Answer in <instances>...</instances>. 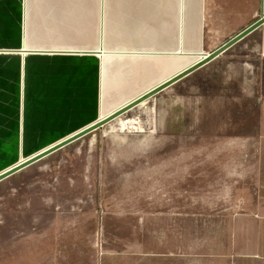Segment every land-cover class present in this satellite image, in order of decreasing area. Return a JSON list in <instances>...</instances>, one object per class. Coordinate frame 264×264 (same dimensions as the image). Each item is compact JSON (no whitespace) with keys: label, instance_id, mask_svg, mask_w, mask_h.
<instances>
[{"label":"rangeland","instance_id":"1","mask_svg":"<svg viewBox=\"0 0 264 264\" xmlns=\"http://www.w3.org/2000/svg\"><path fill=\"white\" fill-rule=\"evenodd\" d=\"M179 1L27 0L34 20L27 23L24 42L32 48L61 50L52 52H87L97 50L99 44L105 51L109 47L113 51L120 45H131L142 46L143 51L169 52H116L126 56L114 57V63H136V58L130 55L142 54L137 63L142 64L143 72L106 88L100 107L106 112L105 103L116 102L117 96L133 97L147 87H154L163 78L170 55L175 54L173 59H180L181 63L192 64L199 60V53H208L230 37L212 34L206 25L208 33L204 34L202 45L192 35L190 45L186 44L184 51L178 49V37L174 36L172 44L167 23L169 27L174 23L177 33L182 6ZM6 7L0 1V51L20 42L17 30L8 29ZM262 14L264 5L258 18ZM19 17L14 18L16 26H20ZM212 25L217 29L220 26ZM141 29L161 35L158 38L142 35L140 40ZM254 46L255 40L247 36L208 69H199L134 108L122 118L130 120L125 131H119L112 121L1 181L0 251H6L11 243L28 239L33 250L30 263L37 264L40 230L44 231L45 226L54 229L55 224L62 226L70 221L77 234L71 247L59 242L62 251L90 256L91 244L95 243L96 250L101 251L102 245L117 256L124 242L133 244L136 221L151 210L144 204L136 205L137 194L142 193L139 196L142 199L150 200L151 195L160 198L158 195L167 193L166 189L184 184L192 199L207 198L204 189L214 175L206 174L205 167L209 164L205 161L216 155L238 154L236 148L227 146L237 132L215 130L225 120L221 114L215 115L216 103H221L216 98L232 94L229 92L232 79L223 72L226 67L230 71L233 63L254 60ZM184 52H191V60L182 59ZM224 80L226 84H222ZM17 140L16 133L14 136L0 131V171L41 149L19 147ZM129 264H133V259Z\"/></svg>","mask_w":264,"mask_h":264},{"label":"crops","instance_id":"2","mask_svg":"<svg viewBox=\"0 0 264 264\" xmlns=\"http://www.w3.org/2000/svg\"><path fill=\"white\" fill-rule=\"evenodd\" d=\"M0 1L7 4L8 29H16L20 35L17 45L0 51V131L14 136L16 133L19 147L45 149L149 90L151 86L133 97L115 96L116 102L105 103L106 112L100 110L106 88L121 84L122 78L125 83L143 72L142 64L137 63L142 54L130 55L136 58V63H114V57L126 56L116 52L169 53L143 51L142 46L131 45H120L113 51L109 47L105 51L99 44L97 50L87 52L32 48L24 42L27 23L34 20L30 16L32 7L27 0ZM179 3L182 6L177 33L174 23L169 27L168 22L167 35L173 37L172 44L177 36L178 49L184 51L192 35L203 44L204 34L208 33L206 25L212 34L230 36L227 41L258 19L264 0H181ZM19 15L20 26H16L14 18ZM214 23L220 25L218 29L210 27ZM139 33L140 40L142 35L157 38L161 35L153 30L141 29ZM99 35L100 41L101 31ZM248 36L255 40V59L233 63L230 71L226 67L223 73L232 79L229 87L232 94L216 98L221 103H216L215 108V115L221 114L225 119L215 130L237 132L227 146L236 148L238 154L216 155L205 161L209 164L205 167L206 174L214 175L204 189L207 198L192 199L184 184L166 189L167 193L158 195L160 198L151 195L150 200L142 199L139 198L142 193L137 194L136 205L144 204L151 210L136 221L133 244L124 242L117 256H112L102 245L101 251L96 250L95 243L91 244L90 256L62 251L59 242L71 247L77 234L75 226L70 221L62 226L55 224L54 229L45 226L38 236L37 264H116V260L117 264H129L131 259L133 264H264V24ZM190 53L184 52L182 59L191 60ZM170 56L164 76L156 84L190 65L173 59L175 54ZM218 58L200 70L208 69ZM22 240L0 251V264H32L30 241Z\"/></svg>","mask_w":264,"mask_h":264},{"label":"water","instance_id":"3","mask_svg":"<svg viewBox=\"0 0 264 264\" xmlns=\"http://www.w3.org/2000/svg\"><path fill=\"white\" fill-rule=\"evenodd\" d=\"M264 24V14H262L257 20L252 22L249 26L241 30L239 33L225 41L223 44L218 46L216 49L211 51L210 53H199V60L193 63L191 66L187 67L186 69L178 72L177 74L173 75L166 81L156 85L150 91L144 93L143 95L135 98L133 101L117 109L116 111L112 112L104 119H100L95 123L89 125L88 127L70 135L69 137L59 141L58 143L48 147L47 149L37 153L36 155L28 158L27 160L15 165L14 167L8 169L7 171L0 173V182L13 176L14 174L28 168L29 166L35 164L36 162L46 158L47 156L61 150L62 148L68 146L69 144L79 140L80 138L90 134L91 132L99 129L100 127L114 121L115 119L119 118L123 114H125L130 109L142 104L143 102H147L149 99L155 97L157 94L161 93L162 91L168 89L169 87L173 86L174 84L180 82L190 74L196 72L197 70L201 69L202 67L208 65L210 62L218 58L236 43L243 40L247 37L250 33L258 29Z\"/></svg>","mask_w":264,"mask_h":264},{"label":"bare ground","instance_id":"4","mask_svg":"<svg viewBox=\"0 0 264 264\" xmlns=\"http://www.w3.org/2000/svg\"><path fill=\"white\" fill-rule=\"evenodd\" d=\"M156 55V54H155ZM159 55V54H158ZM161 56V55H160ZM195 63V62H194ZM193 64V63H192ZM192 64H190L189 66H191ZM189 66H187V67H189ZM186 67V68H187ZM186 68H184V69H186ZM184 69H182V70H184ZM182 70H180V71H182ZM179 71V72H180ZM178 73V72H177ZM176 73V74H177ZM169 79V78H168ZM167 80V79H166ZM166 80H164V81H166ZM163 81V82H164ZM162 83V82H161ZM160 84V83H159ZM158 85V84H157ZM153 88V87H152ZM151 88V89H152ZM151 89H149V90H147L146 92H148V91H150ZM146 92H144V93H146ZM144 93H142V94H140L139 96H141V95H143ZM139 96H137V97H139ZM136 97V98H137ZM131 102V100L130 101H128L127 103H125L124 104V106L125 105H127L128 103H130ZM143 104H144V102L142 103V104H140V105H138L139 107L140 106H143ZM123 106V105H122ZM123 106V107H124ZM138 106H136V107H138ZM135 108V107H134ZM117 110V109H116ZM111 113V112H110ZM110 113H108L107 115H109ZM107 115H105V116H103V117H100L98 120H100V119H104ZM97 121V120H96ZM95 121V122H96ZM115 122L114 123H116L115 124V127L119 130V131H121L122 132V130H124L126 127V125L127 126H129L128 125V123L130 122V120L128 119V120H123L122 118H118V119H115L114 120ZM132 122H133V120H132ZM135 123V122H134ZM133 124V123H132ZM136 124V123H135ZM135 124L133 125V126H135ZM133 126H131V128L133 127ZM129 128V127H128ZM131 130V129H130ZM114 131V130H113ZM125 131V130H124ZM118 132V131H117ZM74 134V133H73ZM70 136V135H69ZM69 136H67V137H69ZM66 137V138H67ZM65 139V138H64ZM63 140V139H62ZM59 141H61V140H59ZM59 141H57L56 143H58ZM56 143H54V144H56ZM54 144H51L50 146H48V147H51L52 145H54ZM48 147H46L45 149H47ZM45 149H41L40 151H38V152H36V153H40L41 151H43V150H45ZM36 153H34L35 155H36ZM34 154L33 155H31V156H29V157H26V158H22V159H20L18 162H16L14 165H11V166H8V167H6V168H4L3 170H1L0 171V173L1 172H4V171H7L8 169H10V168H12V167H14L15 165H17V164H19V163H21V162H23V161H25V160H27L28 158H30V157H32V156H34Z\"/></svg>","mask_w":264,"mask_h":264}]
</instances>
